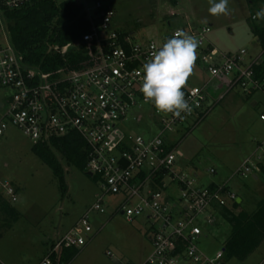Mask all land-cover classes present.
I'll return each mask as SVG.
<instances>
[{
	"label": "built area",
	"instance_id": "1",
	"mask_svg": "<svg viewBox=\"0 0 264 264\" xmlns=\"http://www.w3.org/2000/svg\"><path fill=\"white\" fill-rule=\"evenodd\" d=\"M30 1L0 0V83L12 91L0 119V137L8 122L21 128L34 145L76 132L86 142L85 171L102 182L93 207L57 238L39 264H56L54 258L63 249L86 244L85 235L93 231L91 211L106 212L108 196H121L114 210L129 221L145 215L153 222L148 236L152 252L143 264H224L225 248L213 256L199 248L197 239L204 233L199 219L213 225L226 201L234 202L237 194L225 183L199 186L196 174L180 168L184 154L170 134L190 119L198 125L236 87L247 95L264 92V77L254 71L261 57L246 65V49L222 51L210 39L211 25L177 27L156 38L137 40L133 33L113 26L115 10L106 0H93V5L92 0H80L89 24L83 42L95 61L49 79L23 61L11 40L6 14ZM177 29L201 40L194 73L183 89L192 111L181 118L159 113L144 103L139 91L143 64ZM197 75L203 77L202 83L193 85ZM130 120H146L151 128L146 135L133 132L126 125ZM259 164H264V153L256 161L245 159L236 173L254 176ZM208 171L217 173L214 167ZM2 186L16 202L14 183L6 180ZM176 190L178 199L173 198Z\"/></svg>",
	"mask_w": 264,
	"mask_h": 264
},
{
	"label": "rangeland",
	"instance_id": "2",
	"mask_svg": "<svg viewBox=\"0 0 264 264\" xmlns=\"http://www.w3.org/2000/svg\"><path fill=\"white\" fill-rule=\"evenodd\" d=\"M106 1L115 10L113 26L133 33L137 40L156 38L177 27L211 25L210 39L222 51L233 53L246 49V65L259 57L264 60V47L258 36V31L264 30V20L254 18L264 7V0H229L227 16L209 14L208 0ZM91 2L93 5L94 1ZM202 80L203 77L197 75L191 83L199 85ZM11 92L0 83V119L6 114ZM212 92L213 88L211 94L216 98ZM253 100H258L259 104L254 106ZM263 113L262 90L247 95L236 87L225 93L198 125L194 126V120L190 119L170 134L184 154L179 159L180 168L196 174L199 186L227 184L242 198L238 210L252 212L264 197V177L259 170V181L236 173L245 159L250 157L256 161L264 153ZM126 125L144 135L151 128L146 120L142 123L130 120ZM33 146V141L21 128L8 122L4 136L0 137V194L22 213L17 226L21 242L14 241L15 234L9 233L0 248L14 256H28L30 264H39L50 252L58 234L64 236L93 207L102 182L98 176L69 165L58 153L65 172L64 189L60 177L33 151ZM211 167L217 173H210ZM6 180L13 182L18 190L16 202H12L2 186ZM178 196L176 190L173 198L178 199ZM121 200V196H108L106 212L91 211L93 231L85 235L86 244L58 253L64 261L62 264H143L146 261L152 252L148 236L153 222L145 215L129 221L115 212L114 205ZM199 220L204 233L197 244L204 253L213 256L225 248L231 224L221 212L213 225L203 223L202 217ZM1 224L4 228L3 220ZM258 251L244 262L226 255L224 264H257L261 249Z\"/></svg>",
	"mask_w": 264,
	"mask_h": 264
},
{
	"label": "trees",
	"instance_id": "3",
	"mask_svg": "<svg viewBox=\"0 0 264 264\" xmlns=\"http://www.w3.org/2000/svg\"><path fill=\"white\" fill-rule=\"evenodd\" d=\"M83 9L80 0H31L22 8L7 12L11 40L23 61L49 79L92 64L95 60L91 48L83 42V34L89 28ZM258 36L264 47V30H259ZM254 71L257 77H264V60L254 65ZM32 149L54 169L64 189L65 172L58 153L69 165L85 171L86 142L76 132L34 145ZM258 170L264 177V164H259ZM238 207L235 200L226 202L222 209L223 217L231 224L225 256L244 262L264 242V197L252 212ZM6 211L14 215L9 222L4 221V228L8 229L17 220L18 212L0 194V212ZM54 261L64 263L61 255Z\"/></svg>",
	"mask_w": 264,
	"mask_h": 264
},
{
	"label": "clouds",
	"instance_id": "4",
	"mask_svg": "<svg viewBox=\"0 0 264 264\" xmlns=\"http://www.w3.org/2000/svg\"><path fill=\"white\" fill-rule=\"evenodd\" d=\"M209 14H230L229 0H208ZM264 20V7L255 17ZM201 40L183 29H177L171 38L154 50L142 66V81L139 91L144 103L154 105L159 113L181 118L190 114L192 107L183 89L194 73Z\"/></svg>",
	"mask_w": 264,
	"mask_h": 264
},
{
	"label": "crops",
	"instance_id": "5",
	"mask_svg": "<svg viewBox=\"0 0 264 264\" xmlns=\"http://www.w3.org/2000/svg\"><path fill=\"white\" fill-rule=\"evenodd\" d=\"M258 104H259L258 100H253V105L254 106H257ZM257 172L258 171H256V173L254 174L253 178L255 180L259 181L260 180V175ZM239 199H240L239 202L242 203V198L239 197V195L237 194V202H238ZM13 207L18 212V218H17V220H14V222L11 224V226L8 229H4L2 227L3 225L1 224V221L3 220V222H4L6 219L9 221V219H11L12 216H14V215H13V213L7 212V211H6V213L0 212V235L2 233V236L0 237V246L2 245V243L5 240V237L9 233H11V234L14 233L15 234L14 241H16L17 243L21 242V240L18 238L20 231H19V229H17V226L20 223V220H21V217H22V213H21V211L18 208H16L15 206H13ZM23 231L25 232L26 230L23 229ZM59 237H60V235L58 234L57 238H59ZM57 238H55V240ZM52 241H54V239ZM259 249H261V251H260L261 258L258 260L257 264H264V242L251 255H253L256 252H259L258 251ZM30 261H31L30 258L28 256H26V255H23L21 257L20 256H14L12 253L4 251V249L0 248V264H30L31 263Z\"/></svg>",
	"mask_w": 264,
	"mask_h": 264
},
{
	"label": "water",
	"instance_id": "6",
	"mask_svg": "<svg viewBox=\"0 0 264 264\" xmlns=\"http://www.w3.org/2000/svg\"><path fill=\"white\" fill-rule=\"evenodd\" d=\"M240 201V199L238 200V202Z\"/></svg>",
	"mask_w": 264,
	"mask_h": 264
}]
</instances>
